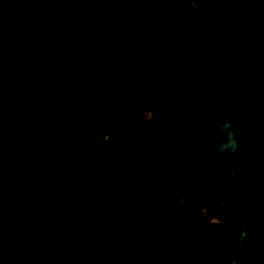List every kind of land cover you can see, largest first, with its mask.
I'll return each mask as SVG.
<instances>
[{"label":"trees","instance_id":"obj_1","mask_svg":"<svg viewBox=\"0 0 264 264\" xmlns=\"http://www.w3.org/2000/svg\"><path fill=\"white\" fill-rule=\"evenodd\" d=\"M0 264H264V0H0Z\"/></svg>","mask_w":264,"mask_h":264},{"label":"clouds","instance_id":"obj_2","mask_svg":"<svg viewBox=\"0 0 264 264\" xmlns=\"http://www.w3.org/2000/svg\"><path fill=\"white\" fill-rule=\"evenodd\" d=\"M151 115V114H149ZM195 135L193 137V143H204L208 139L205 125L202 123L195 124ZM193 130V125H187L183 131L191 132ZM239 141L236 138V131L233 127V122L230 120H225L219 126V130L216 136V143L214 145V153L216 155H226L229 153L236 152L238 148Z\"/></svg>","mask_w":264,"mask_h":264},{"label":"rangeland","instance_id":"obj_3","mask_svg":"<svg viewBox=\"0 0 264 264\" xmlns=\"http://www.w3.org/2000/svg\"><path fill=\"white\" fill-rule=\"evenodd\" d=\"M149 122V121H148Z\"/></svg>","mask_w":264,"mask_h":264}]
</instances>
